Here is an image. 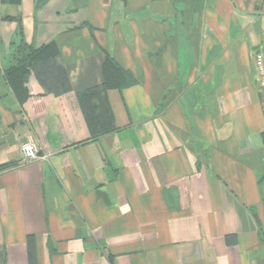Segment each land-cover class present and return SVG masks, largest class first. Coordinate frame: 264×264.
<instances>
[{
  "label": "crops",
  "instance_id": "0c3cea01",
  "mask_svg": "<svg viewBox=\"0 0 264 264\" xmlns=\"http://www.w3.org/2000/svg\"><path fill=\"white\" fill-rule=\"evenodd\" d=\"M257 53L264 0H0V264H264Z\"/></svg>",
  "mask_w": 264,
  "mask_h": 264
},
{
  "label": "trees",
  "instance_id": "16d2710c",
  "mask_svg": "<svg viewBox=\"0 0 264 264\" xmlns=\"http://www.w3.org/2000/svg\"><path fill=\"white\" fill-rule=\"evenodd\" d=\"M52 44L53 43H49V46L46 45L39 48H29L26 47L25 44L19 46L15 57L17 62L4 72L7 84L12 88V92L20 103L27 95L29 96V93H27L28 90L22 82L23 78L27 75H32V73H34L33 71L37 70L35 66H33V62L51 60L56 55V53L53 52L54 50L51 49L50 45ZM39 71H41V68H39ZM128 84L129 83L126 82V86H128Z\"/></svg>",
  "mask_w": 264,
  "mask_h": 264
},
{
  "label": "built area",
  "instance_id": "2783aa9c",
  "mask_svg": "<svg viewBox=\"0 0 264 264\" xmlns=\"http://www.w3.org/2000/svg\"><path fill=\"white\" fill-rule=\"evenodd\" d=\"M255 68L264 105V59L260 53L255 55ZM20 152L22 163H30L38 158H43V156L39 154V148L33 139L22 142L20 145Z\"/></svg>",
  "mask_w": 264,
  "mask_h": 264
},
{
  "label": "rangeland",
  "instance_id": "374dc122",
  "mask_svg": "<svg viewBox=\"0 0 264 264\" xmlns=\"http://www.w3.org/2000/svg\"><path fill=\"white\" fill-rule=\"evenodd\" d=\"M120 123L122 122V120L119 121Z\"/></svg>",
  "mask_w": 264,
  "mask_h": 264
}]
</instances>
